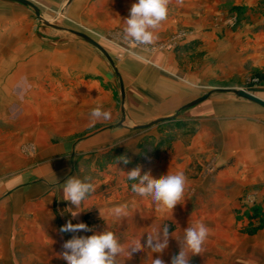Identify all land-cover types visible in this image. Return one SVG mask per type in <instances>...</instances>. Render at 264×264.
Masks as SVG:
<instances>
[{"label": "rangeland", "instance_id": "obj_1", "mask_svg": "<svg viewBox=\"0 0 264 264\" xmlns=\"http://www.w3.org/2000/svg\"><path fill=\"white\" fill-rule=\"evenodd\" d=\"M29 1L44 20L100 43L121 79L85 40L47 26L20 3L0 0V264H67L63 244L73 235L108 228L127 248L144 233L143 244L145 232L164 225L173 238L153 259L171 264L184 229L199 223L209 235L189 264H219L227 256L223 242L235 232L264 229L262 207L249 199L255 189L242 184L234 190L246 175L230 173L234 161L219 156L221 136L216 147L211 137H199L202 129L212 134L214 119L227 123L230 105L246 101L229 91L264 96V0H170L167 19L153 30L156 39L149 45L124 39L123 20L136 0ZM144 70L158 75L152 92L135 76ZM175 83L183 85L177 98L162 101L156 95ZM149 93L155 109L139 108L138 94L147 99ZM206 94V103L220 111L214 115L210 109L206 116L212 120L204 124L196 120L197 105L182 108ZM97 106L110 111L111 119L93 124L90 112ZM163 117L170 121L137 128ZM120 156L131 161L118 165L124 171L141 166L142 174L150 170L155 178L185 174L184 200L172 214L131 191L134 181L116 166ZM71 176H91L96 185L79 207L78 223L92 231H60L69 220L75 224L68 203L58 202V189ZM235 191L240 196L229 203ZM125 203L127 218L109 215ZM151 257L145 248L130 259L126 253L117 257V264H151Z\"/></svg>", "mask_w": 264, "mask_h": 264}, {"label": "clouds", "instance_id": "obj_2", "mask_svg": "<svg viewBox=\"0 0 264 264\" xmlns=\"http://www.w3.org/2000/svg\"><path fill=\"white\" fill-rule=\"evenodd\" d=\"M169 3L170 0H136L131 5L129 16L123 20L125 24L124 39L135 45L152 44L156 39L153 30L167 19ZM90 116L91 122L94 124L101 119H111V112L97 106L91 110ZM130 162L127 156H120L117 158L116 166L120 171L126 173L128 181H134L131 184V191L142 198H150L157 211H166L172 214L175 206L184 200L187 184L185 174L182 171L168 172L160 178H155L150 170L144 171L142 174L141 166L130 171H124L118 167L121 163L127 165ZM61 189L63 199L70 201L71 205L75 206V210L69 208L72 209L70 213L75 218L80 213L76 209L95 192L96 185L91 176L84 179L71 176L61 185ZM109 215L123 220L129 215V205L125 203L116 206L109 210ZM101 217L103 218L102 215ZM60 231L78 233L92 230L85 223L74 224L69 220ZM145 233H147V238L143 244L141 237L144 233L138 239L129 242L127 248L120 242L116 233L108 228L90 236L73 235L71 239L64 242V251L61 257L67 264H117V257L126 253L130 259L134 252L147 248L148 253H152L151 264H165V261L159 256L153 259V254H161L168 248L169 239L173 238L170 226L164 225L153 229L152 232ZM208 235L209 229L203 223L186 227L183 238L176 239L180 244V251L171 258V264H189L191 256L202 253Z\"/></svg>", "mask_w": 264, "mask_h": 264}, {"label": "crops", "instance_id": "obj_3", "mask_svg": "<svg viewBox=\"0 0 264 264\" xmlns=\"http://www.w3.org/2000/svg\"><path fill=\"white\" fill-rule=\"evenodd\" d=\"M149 69L146 68L145 70ZM135 76L140 85L148 87L149 92H152L154 87L159 84L157 83L158 75L156 72H153L151 75L147 74L146 71L141 73L138 72ZM181 85L180 83H175L171 91H156V95H159L162 101H172L175 97L177 98L179 89L183 86ZM138 95L140 101H142L139 108H144V105L148 104L149 109H155L150 93L147 99L143 96L141 97V94ZM261 98L264 100V96L261 95ZM132 99L131 101L135 104L137 103L136 101H139L135 96H132ZM206 102L208 101L205 100L200 103V105H197V111H195V114H199L196 120L204 124L212 120L206 116V114L210 113V109L214 111V115H217L220 111L216 105H210V103L208 104ZM204 104H207L208 107L206 105V107H201V105L203 106ZM228 111L231 116L227 123L213 118L215 127L212 134H208L211 133L209 128L202 129V133L199 137L203 139L211 137L213 140L212 143H214V147H216L218 142L216 140L217 135L221 136L222 141H220L219 149L221 151L219 156L234 161V165L229 166L230 173L235 175H246L244 183L239 182V185L233 184L234 190L239 191L242 188V184L244 185V190L248 189L252 191L255 189L254 191L256 192H253L249 199L252 198L251 200L252 202L255 201V205L261 206L264 213V107L246 100L236 103L235 105H230ZM232 115H234V117H232ZM102 138L103 136H99L97 140ZM58 195L59 204L64 205V202H66L70 208L75 210V206L71 205L70 201L63 199V191L61 188L58 189ZM238 196H240V193L238 194L236 191L230 193L229 203L236 204ZM72 209H70V211H72ZM76 211H80V209L78 208ZM81 217L80 211L75 218H72L75 223H78ZM250 220L251 222L255 221L251 216ZM225 245H227V247L223 253H227V256L223 258V261H220L219 264H264L263 228L249 235L235 232L228 244L223 242V246ZM226 249L228 250L227 252H225Z\"/></svg>", "mask_w": 264, "mask_h": 264}, {"label": "water", "instance_id": "obj_4", "mask_svg": "<svg viewBox=\"0 0 264 264\" xmlns=\"http://www.w3.org/2000/svg\"><path fill=\"white\" fill-rule=\"evenodd\" d=\"M10 1H13V2H16V3H20V4L24 5V6L32 9L34 11L36 17L38 19L42 20L44 22V24H46L47 26L52 27L54 29H57L59 31L69 32V33H71V34H73V35L85 40L86 42H88L89 44H91L92 46L97 48L106 57V59L112 65V67L114 68L116 74L120 78V74H119V72H118V70H117L112 58L110 57L108 52L102 47V45H100V43H98L96 40H94L93 38H91L90 36H88L87 34H85L83 32H80V31H77V30H73V29H68V28H65V27H60V26H57V25H53L50 22L44 20L42 15H41L40 9L34 3H32L29 0H10ZM71 1L72 0H69V2H71ZM121 89H122V92L124 93V88H123L122 81H121ZM229 92L233 93L235 96L242 97V98H244L246 100H249L251 102H254V103L264 107V100H262L261 98L253 95L252 93H250L248 91L232 90V91H229ZM209 96H210V94H206V95H204V96L192 101L191 103L187 104L182 109H187V108H191L193 106H196V105L204 102L205 100H207L209 98ZM168 121H170V117H163V118H160V119H158L156 121H153L152 123H149L147 125L138 126L137 128H147V127H150L152 125L159 124V123H165V122H168Z\"/></svg>", "mask_w": 264, "mask_h": 264}, {"label": "trees", "instance_id": "obj_5", "mask_svg": "<svg viewBox=\"0 0 264 264\" xmlns=\"http://www.w3.org/2000/svg\"><path fill=\"white\" fill-rule=\"evenodd\" d=\"M259 216H260V215H259L258 213H256V215H253L252 218L254 217V218L257 219Z\"/></svg>", "mask_w": 264, "mask_h": 264}]
</instances>
